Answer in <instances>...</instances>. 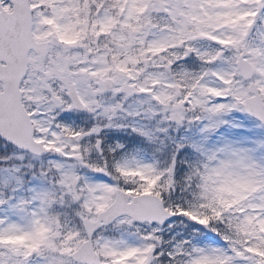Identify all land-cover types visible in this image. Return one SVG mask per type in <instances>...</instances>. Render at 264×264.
<instances>
[{
	"label": "snow or ice",
	"instance_id": "1",
	"mask_svg": "<svg viewBox=\"0 0 264 264\" xmlns=\"http://www.w3.org/2000/svg\"><path fill=\"white\" fill-rule=\"evenodd\" d=\"M0 264H264V0H0Z\"/></svg>",
	"mask_w": 264,
	"mask_h": 264
}]
</instances>
